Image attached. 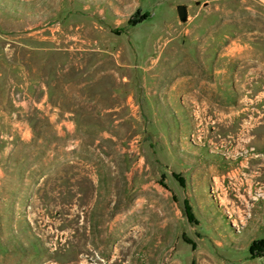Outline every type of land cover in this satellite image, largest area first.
Instances as JSON below:
<instances>
[{"label":"rangeland","instance_id":"rangeland-1","mask_svg":"<svg viewBox=\"0 0 264 264\" xmlns=\"http://www.w3.org/2000/svg\"><path fill=\"white\" fill-rule=\"evenodd\" d=\"M130 11L146 71L90 74L60 136L58 106L23 101L84 76L56 50L89 14L0 0V264H264V0Z\"/></svg>","mask_w":264,"mask_h":264},{"label":"crops","instance_id":"crops-1","mask_svg":"<svg viewBox=\"0 0 264 264\" xmlns=\"http://www.w3.org/2000/svg\"><path fill=\"white\" fill-rule=\"evenodd\" d=\"M77 9L81 14H89L87 16L81 15L74 25V33L72 35H62V38H58L60 47L56 50L58 56L61 58H68L61 64L62 72L67 74L69 70L73 68L74 73L84 74L79 78H74L71 84L55 87L44 86V94L39 100L36 96L27 93V100L23 102L33 104H43L54 107L57 111L54 119L57 121L59 135H65V133H74L76 131V114L72 110L62 109L64 104H80V99H91L92 89L97 86V77H94L93 81L90 74L103 72V73H120L125 69H137L138 72L144 73L146 67L140 64V58H143L145 54L138 49L141 45L138 43L137 48L133 45L130 48L131 43L125 42L126 39L130 40L128 33H121L123 28L128 25V19L130 16V10L137 8L144 13L150 11L151 5H155V0H74ZM161 1V0H160ZM147 2L148 5H147ZM101 4L104 9V17L101 21L93 18V8L98 7ZM160 4V3H159ZM187 5L186 3H183ZM189 10V5H187ZM104 24L111 27L113 32L104 33L99 35L97 31L99 27ZM96 32V33H95ZM49 37V36H48ZM52 38H49L51 40ZM154 39V38H153ZM158 37L156 40H160ZM150 40V38H148ZM144 41V40H143ZM139 42V41H138ZM50 53L51 50H47ZM133 63H131L130 61ZM142 61V60H141ZM105 65L106 68L99 69L98 67ZM167 66H155V71L165 72ZM89 74V79L86 75ZM94 82V83H92ZM56 90V93H55ZM82 91H85L82 93ZM66 99H72L66 100ZM76 145H72L75 148ZM66 145L62 146V151L69 149Z\"/></svg>","mask_w":264,"mask_h":264},{"label":"water","instance_id":"water-1","mask_svg":"<svg viewBox=\"0 0 264 264\" xmlns=\"http://www.w3.org/2000/svg\"><path fill=\"white\" fill-rule=\"evenodd\" d=\"M178 15L181 20H186L188 16V8L185 4H179L177 7Z\"/></svg>","mask_w":264,"mask_h":264},{"label":"trees","instance_id":"trees-1","mask_svg":"<svg viewBox=\"0 0 264 264\" xmlns=\"http://www.w3.org/2000/svg\"><path fill=\"white\" fill-rule=\"evenodd\" d=\"M144 17H146L145 14L142 15V18H144ZM137 21H138V20H131V22H134V23H136Z\"/></svg>","mask_w":264,"mask_h":264},{"label":"bare ground","instance_id":"bare-ground-1","mask_svg":"<svg viewBox=\"0 0 264 264\" xmlns=\"http://www.w3.org/2000/svg\"><path fill=\"white\" fill-rule=\"evenodd\" d=\"M253 140V142H254V139H252ZM251 142V141H250Z\"/></svg>","mask_w":264,"mask_h":264}]
</instances>
